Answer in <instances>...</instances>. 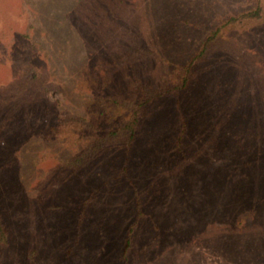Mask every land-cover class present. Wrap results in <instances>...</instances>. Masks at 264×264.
<instances>
[{"label":"rangeland","instance_id":"1","mask_svg":"<svg viewBox=\"0 0 264 264\" xmlns=\"http://www.w3.org/2000/svg\"><path fill=\"white\" fill-rule=\"evenodd\" d=\"M218 26L129 148L97 139ZM0 216V264H264V0H0Z\"/></svg>","mask_w":264,"mask_h":264},{"label":"trees","instance_id":"2","mask_svg":"<svg viewBox=\"0 0 264 264\" xmlns=\"http://www.w3.org/2000/svg\"><path fill=\"white\" fill-rule=\"evenodd\" d=\"M262 17V8L259 4H256L244 12L225 19L221 23V27L223 25H247L248 23L259 21ZM221 27L218 26L211 29L201 49L186 62L172 68L171 73L164 77L162 82L156 84H133L130 91L131 98L129 100H119L118 97L107 96L105 101H103L104 103L101 101V105L103 106L102 115H112V113H116L115 110H121L124 113L116 125L106 128L107 131L103 133L101 138L97 139L106 140L112 138L118 140L125 148H129L135 138L140 134L142 124L145 117L148 115V109L152 103L158 97L170 93H177L188 85L193 67L197 59L202 55L206 43L211 42L214 37H216ZM96 142L97 140L83 150L79 161H81L82 158L85 160L92 159L93 156L97 154L98 149ZM5 239L6 233L0 216V242Z\"/></svg>","mask_w":264,"mask_h":264}]
</instances>
